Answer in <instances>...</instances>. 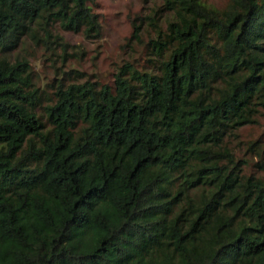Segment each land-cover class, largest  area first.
Segmentation results:
<instances>
[{
	"label": "trees",
	"instance_id": "1",
	"mask_svg": "<svg viewBox=\"0 0 264 264\" xmlns=\"http://www.w3.org/2000/svg\"><path fill=\"white\" fill-rule=\"evenodd\" d=\"M92 2L0 0V264H264V150L227 142L264 110V0H162L150 69L41 89L19 47L64 60Z\"/></svg>",
	"mask_w": 264,
	"mask_h": 264
},
{
	"label": "rangeland",
	"instance_id": "2",
	"mask_svg": "<svg viewBox=\"0 0 264 264\" xmlns=\"http://www.w3.org/2000/svg\"><path fill=\"white\" fill-rule=\"evenodd\" d=\"M204 4L216 9H225L229 0H202ZM162 5V0H95L91 9L98 14L100 32L96 37H86L81 31H66L55 26L54 33L62 36L69 44L67 55L62 60L61 49L54 48L53 55L43 47L26 40L18 49V54L26 57L35 77L36 84L51 91L60 71L75 69L83 72L84 78L97 80L101 84L113 85L115 74L124 64H131L137 69H150L153 58L146 43L155 36V29L150 25L149 17ZM160 10V9H159ZM155 14L157 25L164 29L171 14L165 10ZM133 22L140 24L141 40L132 36ZM154 59V58H153ZM150 60V61H149ZM257 141L264 150V110L253 124L241 127L237 135L227 139L228 146L236 157L252 160L247 144ZM256 160V156L253 157ZM250 171L251 168L246 169Z\"/></svg>",
	"mask_w": 264,
	"mask_h": 264
}]
</instances>
